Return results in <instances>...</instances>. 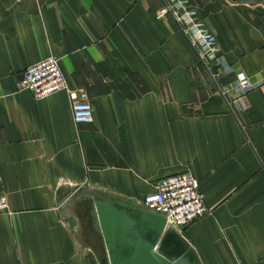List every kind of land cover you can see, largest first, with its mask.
<instances>
[{"label":"crops","instance_id":"obj_1","mask_svg":"<svg viewBox=\"0 0 264 264\" xmlns=\"http://www.w3.org/2000/svg\"><path fill=\"white\" fill-rule=\"evenodd\" d=\"M188 2L221 65L206 67L170 15L155 17L161 0H0V264H99L70 197L153 212L142 197L184 170L207 213L170 226L166 247L196 264H264V0ZM47 55L85 92L91 122H72L63 90H15ZM238 70L255 85L244 94Z\"/></svg>","mask_w":264,"mask_h":264},{"label":"built area","instance_id":"obj_2","mask_svg":"<svg viewBox=\"0 0 264 264\" xmlns=\"http://www.w3.org/2000/svg\"><path fill=\"white\" fill-rule=\"evenodd\" d=\"M166 14L172 17L179 30L187 37L199 61L206 67H209L210 62L221 65L223 56L215 44L214 34L199 17L197 5L188 0H161L155 17ZM222 70L229 71L227 67ZM232 85L237 94H244L255 86L241 70L234 72ZM14 87L17 91H28L34 98L63 90L69 100L72 122H91V109L85 92L67 86L57 59L52 55L27 65L15 81ZM219 92L224 94L223 89H219ZM141 204L154 213L161 214L165 223L175 228L183 227L207 213L198 180L187 170L157 178L153 191L142 197ZM6 207L5 196L0 193V212Z\"/></svg>","mask_w":264,"mask_h":264},{"label":"water","instance_id":"obj_3","mask_svg":"<svg viewBox=\"0 0 264 264\" xmlns=\"http://www.w3.org/2000/svg\"><path fill=\"white\" fill-rule=\"evenodd\" d=\"M68 201L72 203L80 240L96 254L77 213V206L84 204L86 228L99 240L103 251L102 257L96 254L99 264H196L180 246L166 247L173 231L161 214L88 194L76 193Z\"/></svg>","mask_w":264,"mask_h":264},{"label":"flooded vegetation","instance_id":"obj_4","mask_svg":"<svg viewBox=\"0 0 264 264\" xmlns=\"http://www.w3.org/2000/svg\"><path fill=\"white\" fill-rule=\"evenodd\" d=\"M80 214H81V218L83 217L84 220L86 221L87 217H86V214H85V207H84V204L81 203L80 205V210H79ZM85 229H86V223H85ZM89 230V229H88Z\"/></svg>","mask_w":264,"mask_h":264},{"label":"rangeland","instance_id":"obj_5","mask_svg":"<svg viewBox=\"0 0 264 264\" xmlns=\"http://www.w3.org/2000/svg\"><path fill=\"white\" fill-rule=\"evenodd\" d=\"M92 254V256L94 257V253H91ZM94 261H95V257H94ZM95 263H96V261H95Z\"/></svg>","mask_w":264,"mask_h":264}]
</instances>
